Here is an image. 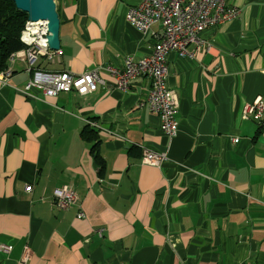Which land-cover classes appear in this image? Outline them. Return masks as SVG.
<instances>
[{
    "label": "crops",
    "instance_id": "1",
    "mask_svg": "<svg viewBox=\"0 0 264 264\" xmlns=\"http://www.w3.org/2000/svg\"><path fill=\"white\" fill-rule=\"evenodd\" d=\"M140 2L56 0L63 54L35 67L98 71L95 92L28 93L25 60L0 74V245L12 247L0 264H264V129L243 113L264 100V0H228L239 16L201 35L210 50L168 55L172 138L149 110L150 80L122 92L106 70L151 53L159 25L143 34L127 19ZM145 151L167 160L143 166ZM64 187L78 197L66 211L52 205Z\"/></svg>",
    "mask_w": 264,
    "mask_h": 264
},
{
    "label": "built area",
    "instance_id": "2",
    "mask_svg": "<svg viewBox=\"0 0 264 264\" xmlns=\"http://www.w3.org/2000/svg\"><path fill=\"white\" fill-rule=\"evenodd\" d=\"M239 11L228 4V0H141L137 7L128 12V22L143 34L151 33L155 25H159L158 33H151L153 46L148 57L139 59L129 55L125 59L123 69L107 67L106 70L113 80L115 89L127 92L131 82L138 78H147L151 82L148 106L151 113L160 119V129L168 137L178 135L177 98L168 88L169 64L168 55L176 53L180 58H193L188 52L191 44L211 49V44L201 39L208 29L221 26L237 19ZM48 22L27 21L22 32L21 42L24 50L10 57V63L25 60L32 78L26 86L27 92L39 91L43 97L57 99L61 94H78L86 96L95 92L99 86H105L106 81L98 71L73 75L67 72H50L35 67L40 59L53 61L54 57L62 56L60 50L49 48ZM12 76L8 69L1 74L4 81ZM244 116L251 117L257 123L264 121V100L258 99L253 104L246 105ZM167 160L164 153L145 151L141 158L143 166L160 167ZM27 192L32 187L26 188ZM78 197L74 190L64 187L56 189L52 205L62 211L68 210L77 203ZM79 219L85 215L80 213ZM0 251L9 254L12 247L0 245ZM31 256L29 247L24 249L23 261Z\"/></svg>",
    "mask_w": 264,
    "mask_h": 264
},
{
    "label": "trees",
    "instance_id": "3",
    "mask_svg": "<svg viewBox=\"0 0 264 264\" xmlns=\"http://www.w3.org/2000/svg\"><path fill=\"white\" fill-rule=\"evenodd\" d=\"M27 21L28 15L18 10L13 0H0V74L9 67L10 57L24 47L21 36ZM259 125L264 129V121ZM86 133L92 135L96 132L86 128L82 134L84 138L89 137ZM96 144L97 142L94 143L91 153L102 172L104 162L98 153V144Z\"/></svg>",
    "mask_w": 264,
    "mask_h": 264
},
{
    "label": "water",
    "instance_id": "4",
    "mask_svg": "<svg viewBox=\"0 0 264 264\" xmlns=\"http://www.w3.org/2000/svg\"><path fill=\"white\" fill-rule=\"evenodd\" d=\"M18 10L28 15V21H47L49 36L48 43L51 50H60L61 21L58 14L56 0H13Z\"/></svg>",
    "mask_w": 264,
    "mask_h": 264
},
{
    "label": "rangeland",
    "instance_id": "5",
    "mask_svg": "<svg viewBox=\"0 0 264 264\" xmlns=\"http://www.w3.org/2000/svg\"><path fill=\"white\" fill-rule=\"evenodd\" d=\"M43 60H41L40 62H42Z\"/></svg>",
    "mask_w": 264,
    "mask_h": 264
}]
</instances>
